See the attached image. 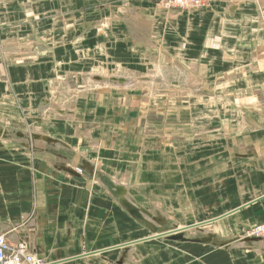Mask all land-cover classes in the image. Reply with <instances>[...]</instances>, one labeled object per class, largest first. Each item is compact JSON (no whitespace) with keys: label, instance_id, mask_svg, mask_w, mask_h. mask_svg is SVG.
<instances>
[{"label":"crops","instance_id":"obj_1","mask_svg":"<svg viewBox=\"0 0 264 264\" xmlns=\"http://www.w3.org/2000/svg\"><path fill=\"white\" fill-rule=\"evenodd\" d=\"M261 223L264 0H0L10 243L44 264H264L242 235Z\"/></svg>","mask_w":264,"mask_h":264},{"label":"built area","instance_id":"obj_2","mask_svg":"<svg viewBox=\"0 0 264 264\" xmlns=\"http://www.w3.org/2000/svg\"><path fill=\"white\" fill-rule=\"evenodd\" d=\"M164 9L172 10H199L205 6L206 0H157ZM81 173L80 169H77ZM245 238L264 239V223L255 225L244 231ZM0 264H44L36 257L24 243H10L3 234H0Z\"/></svg>","mask_w":264,"mask_h":264},{"label":"water","instance_id":"obj_3","mask_svg":"<svg viewBox=\"0 0 264 264\" xmlns=\"http://www.w3.org/2000/svg\"><path fill=\"white\" fill-rule=\"evenodd\" d=\"M106 185L110 188L111 185L110 183H106ZM124 207L130 212V214L136 218L140 223L145 224L146 226H148L149 228L150 225L142 218L141 214H146L147 216H149L147 213H145L142 210H138L137 208H135V206L129 204L128 202H123ZM199 226V225H197ZM197 226H190L187 227L185 229L182 230H168V231H160L159 233H156V236H162V237H166L168 240L171 241H177V242H188V241H192V240H188L187 238H185L184 236V231L186 229L189 228H195ZM152 229V228H151ZM157 231V230H154ZM197 241V240H195Z\"/></svg>","mask_w":264,"mask_h":264},{"label":"rangeland","instance_id":"obj_4","mask_svg":"<svg viewBox=\"0 0 264 264\" xmlns=\"http://www.w3.org/2000/svg\"><path fill=\"white\" fill-rule=\"evenodd\" d=\"M162 10H163V9H162ZM164 10H168V11H176V10H172V9H164ZM177 11H178V10H177ZM137 55H140V53H137ZM141 55L143 56V54H141ZM138 58H141V57L138 56ZM140 62H141V60H140ZM151 70H153V69L151 68ZM159 71H160L159 69H156V68H155V69L152 71V74L155 73L156 76H159V75H161ZM90 72H93V73H94V72H98V70L95 68V69H91ZM112 72H115V73H113V74H115V75H122V74H123L122 71H121V73H119L118 71H112ZM116 72H117V73H116ZM174 72H175V71H174ZM174 72H173V73H174ZM171 74H172V73H171ZM163 75H164V74H163ZM173 75L176 76V74H173ZM165 76H167V75H165ZM149 87H153V86H150V85H149L148 88H149ZM176 87H177V86H176ZM155 88H156V87L154 86V87H153L154 91H155ZM158 90H159V89H158ZM154 91H153V92H154ZM187 230H188V229H186L185 231H187ZM242 235H244V232H243Z\"/></svg>","mask_w":264,"mask_h":264},{"label":"bare ground","instance_id":"obj_5","mask_svg":"<svg viewBox=\"0 0 264 264\" xmlns=\"http://www.w3.org/2000/svg\"><path fill=\"white\" fill-rule=\"evenodd\" d=\"M105 23V22H104ZM104 25V24H103ZM106 25V24H105ZM104 27V26H103ZM99 28H101V27H99ZM196 229V228H195ZM200 229V228H199ZM178 230H180V229H178ZM189 230V229H188Z\"/></svg>","mask_w":264,"mask_h":264}]
</instances>
